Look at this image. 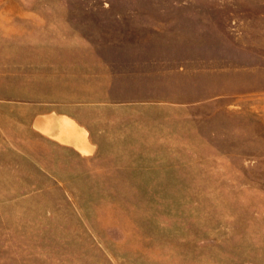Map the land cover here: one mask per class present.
Segmentation results:
<instances>
[{"label":"rangeland","instance_id":"obj_1","mask_svg":"<svg viewBox=\"0 0 264 264\" xmlns=\"http://www.w3.org/2000/svg\"><path fill=\"white\" fill-rule=\"evenodd\" d=\"M0 264H264V0H0Z\"/></svg>","mask_w":264,"mask_h":264},{"label":"bare ground","instance_id":"obj_2","mask_svg":"<svg viewBox=\"0 0 264 264\" xmlns=\"http://www.w3.org/2000/svg\"><path fill=\"white\" fill-rule=\"evenodd\" d=\"M51 118L52 117L49 119L51 120ZM52 123L53 124H50L51 127L48 130L50 134L59 137L63 141H68L75 144L80 150H89L90 145L86 140V132L81 128V126H78V124H76L74 121H63L58 118L54 119ZM37 125L42 129L45 128L43 122L41 121H39Z\"/></svg>","mask_w":264,"mask_h":264},{"label":"crops","instance_id":"obj_3","mask_svg":"<svg viewBox=\"0 0 264 264\" xmlns=\"http://www.w3.org/2000/svg\"><path fill=\"white\" fill-rule=\"evenodd\" d=\"M50 117H52L51 120L49 119ZM56 118H58V119H60V120H63V121L71 120V121H74L76 124H78V123L76 122V120H75L74 118H72L71 116H69V115H67V114H64V113H55V112H51V113L45 114L41 120H38V121H37V123H38L39 121L43 122L45 128H44V129L41 128V130L46 131V132H49L48 130H49V128L51 127V125L53 124V123H52L53 120L56 119ZM37 123H36V124H37ZM50 124H51V125H50ZM78 126H80V125L78 124ZM46 128H47V129H46ZM84 130H85V129H84ZM85 131H86V130H85ZM51 135H52V134H51ZM52 136H54V137H56L57 139L61 140L59 137H57V136H55V135H52ZM86 140H87V138H86ZM62 141H63V140H62ZM66 142H68V141H66ZM87 142H88V140H87ZM69 143H71V142H69ZM88 144H89V143H88ZM74 145H75V144H74ZM75 146H76V145H75ZM76 147H77V146H76Z\"/></svg>","mask_w":264,"mask_h":264}]
</instances>
